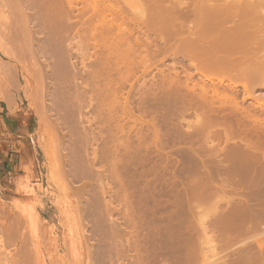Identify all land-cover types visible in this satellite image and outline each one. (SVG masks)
I'll return each mask as SVG.
<instances>
[{"label": "rangeland", "instance_id": "rangeland-1", "mask_svg": "<svg viewBox=\"0 0 264 264\" xmlns=\"http://www.w3.org/2000/svg\"><path fill=\"white\" fill-rule=\"evenodd\" d=\"M58 1L59 5L63 3L64 6H67L66 0ZM155 1L111 0V6L113 4L116 6L113 5L115 7L113 12L116 9V14L112 12L107 16V24L102 23L99 18L97 20L93 11L91 13L90 11L86 12L81 15L82 17H79L80 14L77 9L62 5V8L68 10L64 11V14L70 13V16H63L64 20L67 17L68 21H63L62 18L61 23L68 22L70 27L66 23L65 25L68 28H64V25H62L65 33L63 32L64 34L62 33L61 37L64 39L66 35L67 38H65L68 40H64L68 42L62 44L60 43L63 41L62 39L59 44H66L65 46H69L68 49L71 51L67 49V52L63 53L62 51L65 50L62 49V45H59V52L61 49V52L63 54L67 53L68 57L60 54L56 58V52L52 50L55 53L54 55L53 52H50L51 50H48L52 48H49L48 31L45 30L47 29L46 23L41 16L39 14L38 16L35 15V12L32 13L34 10L30 8L25 0H4V2L2 0L3 3L0 2V13L7 15L9 11L7 16L12 17V22L11 19H9L10 21L7 20L9 17L6 18L10 24L5 23V20L0 18V22H2V19L4 20V23H0L1 26H5L2 27L5 30L4 32L9 33L6 28L13 31V33L11 31V34H5L4 32L3 34L0 28L1 38L6 47L10 42L11 35L14 34L15 30L20 29L17 26L20 27L23 19H31L29 28L32 29L31 33L33 34V40L28 42L27 49L25 47L24 50L27 51L23 50L24 56L21 57L22 60L20 58L18 64L12 59L5 58L0 53V56L5 61L7 60L8 65V67L0 69L1 90L9 93L10 96L12 95L11 97L17 103L14 116L11 117L8 116L10 111L6 108L5 102L0 100V201L2 203L0 213L2 211L6 212V218L0 220V264H136V259L140 254L143 257L145 256V259L150 258L147 259L148 262L153 260L149 264H179L181 262H183L181 264H212L214 261L213 264H236L237 262V264H261L262 262L264 264V256L261 257L263 255L261 252H264V219L260 221L264 217H258L260 226L257 224L254 228L255 219H251L253 214L250 215L255 210L254 215L257 214V211L263 212L264 210V190H257L260 191L257 195L255 193L257 192L256 188L250 184L253 178H256L257 182L263 181L264 151L262 150L264 146L262 145L264 144H251V142H248L251 139L248 134L244 133L245 136L244 134L241 136L236 131H225L226 128H223L224 125L220 123L221 118L226 116L221 114L227 111L225 108H223L225 111L223 109L222 112L220 111L221 113L214 112L216 115L206 106V110L204 107L201 108L197 98L200 92L198 89L201 86L205 84L209 88L214 87L215 90L220 86L218 92L222 90L219 93H227V88L229 89L234 79L215 72L205 71L206 74H204L203 66L199 60H196L198 59L197 50L194 49L193 51L190 47L182 46L185 44L188 36L186 34L188 33L182 32V35V33L177 34L169 30L172 33L169 37H166L169 35L167 33L168 28H165L166 25L163 22V24H159L161 22L153 7ZM214 1L215 6L232 1L240 2L244 5L240 12H250L259 18L261 24H264V0H242L244 4L240 0ZM15 2H20L22 5L25 3L24 6L19 3L20 8L23 7V10H21L24 11L23 13L19 12L25 13L24 15L17 13L14 16L12 14L11 11L13 6L16 5ZM169 2H163V5H161V2L160 5L166 7ZM79 7L81 10L82 5L80 4ZM121 8L122 10H119ZM37 17L39 19L38 25ZM90 17H94V19L91 18L92 27H90L94 29V31L91 29L92 32H95L96 29L97 31L92 33L96 34L95 36L92 35V38L90 37V40H87L84 33L86 28L89 27L87 25H90L86 22V19L89 22ZM113 18L116 21L118 20L117 23L119 24L113 22ZM109 19L113 21L111 22ZM133 20L134 22H130ZM109 22L116 23L111 28L114 32L110 30L111 24ZM12 23L16 25H13L16 29L11 28L13 27ZM99 23L100 25L104 24L105 31H100L103 25L100 26ZM74 24L75 26L78 25L77 29L73 27ZM108 24H110L109 27L106 26ZM122 25L124 29L126 27L125 30L130 36L129 39L127 37L130 42H127L130 45L133 44L132 46L125 42L127 40L125 37L123 38L125 40L121 39ZM117 27L119 28L117 29ZM65 29L70 30V32L68 31L70 34ZM134 29H136L135 32ZM165 29L167 32H165ZM211 30H213V33H211ZM211 30L209 29L205 34L206 37L210 36L209 38L205 37L208 40L210 39V42L211 40L215 42L217 39L226 36L223 31L221 34L218 33L222 29ZM98 31L101 33L100 36ZM104 32L108 35H105ZM129 32L133 34L130 35ZM116 34L118 37L115 36ZM172 34L173 36H171ZM179 37L180 39L186 37V39L183 42L180 40L176 42ZM42 39L46 40V43ZM99 40H103L104 43ZM119 41L124 42L119 45ZM140 45L142 48L144 45L145 47L142 49ZM107 46L108 48H106ZM125 47L131 50L128 51L131 54L128 53V58H126ZM133 50L137 53L135 54ZM195 50L196 54L194 53ZM49 52L52 54L50 55ZM149 53L150 55H148ZM61 55L65 57L63 58ZM132 58L134 62H132ZM147 58L151 59L150 62ZM64 63L65 65H63ZM54 66H58L57 71H55ZM145 67L148 69H145ZM201 68L203 71L200 70ZM91 70L93 71L91 72ZM132 70H136L137 73ZM125 71H128V74ZM139 73L141 74L139 75ZM56 74L57 76H55ZM203 75H206V77ZM59 76L62 79L57 78ZM210 76L211 78L214 77L212 78L214 80L217 78L223 79V82L220 83L218 79L219 83L215 82L213 84L208 79ZM175 79L176 81L178 79V81L175 82ZM167 80L169 82L172 80V82L169 83ZM172 83L175 86L178 85L179 89L174 85L171 86ZM192 84H194V87ZM216 84L221 85L217 86ZM179 85L181 86L179 87ZM57 86L58 89H56ZM188 87L195 89H193L194 91H188ZM242 89V86H239V100L241 97V100L245 98V92ZM195 91H198L197 94ZM32 92H35V97L37 96V110L29 107L26 98V95ZM194 93L197 96L193 95ZM255 95L263 100L264 86L257 88ZM118 98H120L119 102H122V105L118 104ZM191 98L197 104L191 102ZM245 100L244 105L246 108L252 111L255 118L260 117V122H264V108L256 107V102L251 98ZM181 105L183 106L181 107ZM194 105H199V108ZM122 109L126 110L128 115ZM207 112L208 116L206 115ZM122 113H125L126 116ZM209 113L211 117H209ZM199 114L205 116V118L203 116H201L202 118L199 117ZM225 114L229 115L230 113L227 111ZM218 115L220 117L216 119ZM207 118L218 120L214 122H219L220 126L214 123L210 128L208 126L207 128L205 125ZM201 119L204 120H202L204 123L200 126L197 121L200 122ZM198 127L201 131L196 130V128L199 129ZM217 132V137H213ZM234 132L237 136L234 135ZM225 134L230 138H227ZM219 135L220 137H218ZM140 137L142 139L139 143ZM256 161L259 162L256 163ZM256 166L258 169H262V172ZM222 167L226 170L231 168V173L227 170L229 174ZM243 172H246L249 177L242 175L246 174ZM250 176L251 179H249ZM239 177L241 178L239 179ZM262 183L264 186V182ZM221 187L225 189H221ZM215 188L220 190L217 191L220 192L219 195ZM252 188L255 192L252 191ZM234 189L237 191H234ZM224 194L229 197L226 198ZM222 196L226 199L222 200L224 198ZM252 196L255 200H258V198L259 200L255 201ZM249 197L255 204L252 200L250 201ZM242 203L247 207L245 208ZM248 207L253 212L250 213V210L245 211L243 214L242 210H248ZM232 209L235 210L234 213L231 211L230 215L235 221L237 220L236 222L231 217L229 218L230 215H227ZM237 209L239 210L238 213H242L238 214L239 216H233L235 213L237 214ZM221 211L227 215L228 218L226 217L225 221L230 222V226H224L228 223L225 224V221L223 223L226 215ZM221 216L223 218H220ZM219 218L222 219V222L219 220L220 223L217 221L216 224L215 221ZM230 219L232 220L230 221ZM252 220L254 221L252 222ZM246 222L249 223L246 224ZM202 223L203 226H201ZM235 223L239 224L236 225ZM204 225L206 230L203 229V231L207 233L208 230L210 232L209 235L207 234L208 238H205L207 235H202V233H205L201 229V227L204 228ZM206 225L209 229L206 228ZM232 225L236 226L234 229L241 226V229L238 228L237 231H242L237 234V231L231 230V228V232H228L229 229L227 228L232 227ZM252 228L256 231L254 232L253 229L252 232L250 230ZM214 237L219 242L213 240ZM205 239L211 242L206 243ZM135 240L143 244L142 249H138L140 254L131 247V243H135ZM193 243L196 244L197 250H195V246L193 249ZM208 243L212 245L209 246ZM252 244L257 249H254L255 246ZM190 246L191 248H189ZM213 246H215L214 251ZM198 248L199 256H197ZM239 248L248 250L247 254H245V250L242 251L243 254L241 252L240 254L238 252ZM154 250L156 252H153ZM193 250L195 251L193 252ZM236 251L239 256L238 253H235ZM153 254H156L158 258ZM250 257H255L258 260L253 258V261ZM23 258L26 260H23ZM197 258L199 259L197 260ZM164 260L166 261L164 262Z\"/></svg>", "mask_w": 264, "mask_h": 264}, {"label": "bare ground", "instance_id": "bare-ground-1", "mask_svg": "<svg viewBox=\"0 0 264 264\" xmlns=\"http://www.w3.org/2000/svg\"><path fill=\"white\" fill-rule=\"evenodd\" d=\"M10 1V0H9ZM13 1V0H12ZM14 1H19V0H14ZM21 1V0H20ZM22 1H24V0H22ZM67 1V6H64V4L62 3H60L61 5H59L58 3H59V1L58 0H25V2H27L28 3V5L30 6V8L32 9V10H34L32 13H34L35 12V15L37 14V16H38V14L41 16V18L43 19V21L46 23L45 25H46V27H47V29H45L46 31H48L47 33H48V44H49V48L51 47L52 49H48L50 52H56V55H55V53L53 52V54L55 55V58H56V56H60V54H63V53H65V52H67L66 50L69 48V46L67 47V46H65L66 44H64V45H62L64 42L65 43H67L66 42V40H68V39H66L67 38V36L65 35V37H64V39H66V40H64L63 39V37H61V34L64 32L63 30L64 29H62L63 28V26L62 25H64V28H66L67 26H68V24H69V26L68 27H70V23H68V22H65L66 24H67V26L65 25V23L63 24V23H61V19L63 18V21H68V18L66 17V19L64 20V17L65 16H70V13L68 14L67 13V15H65L64 14V11H66L65 10V8H62L61 6L63 5L64 7H70L71 9L73 8V9H77L78 10V12H79V17H82L81 15H83V14H85L86 12H89L90 11V13H91V11H93V13H94V15H95V18L98 20V18L100 19V20H102V23L104 22V24H107L108 22H107V16L109 15V14H112V12H113V10H114V8L116 7L113 3H115V2H113L112 4L115 6H111V4H110V2H111V0L109 1V0H66ZM168 2V1H170L169 2V4L166 6V7H164V6H161V5H163V2ZM214 0H176V1H174V0H156L155 2H154V4L155 5H153V7H154V9L156 10V13H157V17L159 18V21L161 22V23H159L160 25L161 24H165L166 26H165V28H168L167 29V31H166V29H165V32H167L169 35L168 36H166V34H164L166 37H169L170 36V34L172 33V32H174V33H182V32H186V33H188V34H186V35H188L187 36V39H186V37H184V39H186L185 40V44L184 45H182L183 47L184 46H187V47H190L191 49H193V51H194V49H196L197 50V52H198V57L196 56V55H194V56H196L198 59H196V60H199V62L201 63V65L203 66V70H204V74H206L205 73V71L206 72H208L209 71V73H211V72H215V73H217V74H223V75H225L226 77H228V78H230V77H232V79H234V81H232V83H231V85H230V87H229V89L227 88V93H219V92H222V90L221 91H219L218 92V89H219V85H221V84H219V85H217V86H219L218 87V89H216L215 90V88L213 87H211V88H209V87H207V85H203V83H202V85L203 86H201L200 87V89H198V91L200 90V92L198 93V99H199V105H201V108L203 109V107L205 108V106L206 107H208L209 109H210V111H212L213 113L214 112H216L217 114L221 111L222 112V109L223 108H225V110H227L228 111V113H230L229 115H227V114H225L227 111H225L224 109V111L225 112H220L221 114H224V115H226L225 117H223V118H221V121H220V123L221 124H223L222 126H223V128L225 127L226 128V130L225 131H227V130H231V131H236L237 132V134H241V136H242V134H248L249 136H250V140L248 141V142H251V144H258V145H261V144H264V122H260L261 120H259V118L258 117H256L255 118V116H253V113H252V111L251 110H249L248 108H246V106L244 105V101H246L245 99L246 98H251V99H253L254 100V102H256V107L257 106H259L260 108H264V99L262 100V99H260V98H258L256 95H255V92H256V90H257V88H259V87H262V86H264V24H261V21H259V18L258 17H256L254 14L252 15L250 12H248V13H242V12H240V10L244 7V5H242L240 2H230V3H226V4H224L223 3V5L221 4H218V6L216 7L214 4L216 3L215 1V3L213 2ZM234 1H236V0H234ZM240 1H242V0H240ZM0 2H2V0L0 1ZM3 2H4V0H3ZM2 2V3H3ZM60 2H61V0H60ZM63 2V1H62ZM107 2H108V4H110V6H111V9H110V6L109 7H107L108 6V4H107ZM161 2H162V4H161ZM250 2V1H249ZM16 3V2H15ZM20 3V2H19ZM19 3H16V5L15 6H13V8H12V14H14V16H16L17 15V13H20V14H22L24 11H22L23 9V7H21L20 8V5H22L21 3H20V5H19ZM242 3H243V1H242ZM25 4V3H24ZM24 4L22 5V6H24ZM82 5V9L80 10V7H79V5ZM107 4V5H106ZM116 4V3H115ZM161 4V5H160ZM165 4V3H164ZM244 4V3H243ZM116 5H118V4H116ZM166 5V4H165ZM220 5V6H219ZM247 5V4H246ZM245 5V6H246ZM26 6V5H25ZM119 6V5H118ZM248 6V5H247ZM249 7V6H248ZM28 8V7H27ZM149 8V7H148ZM22 9V10H21ZM26 9V8H25ZM24 9V10H25ZM63 9V10H62ZM110 9V10H109ZM124 9V8H123ZM246 9V8H245ZM26 10H28V9H26ZM36 10V11H35ZM70 10V9H69ZM119 10H122V8L121 9H119ZM249 10V9H248ZM3 11V10H2ZM19 11H21V12H19ZM68 11V10H67ZM125 11V10H124ZM149 11V10H148ZM3 12H5V11H3ZM26 12V11H25ZM30 12H31V10H30ZM71 12V11H70ZM73 12V11H72ZM115 14H116V9H115ZM113 12V13H114ZM128 12V11H127ZM247 12V11H246ZM8 13H9V11L7 12V15H8ZM27 13V12H26ZM89 13V14H90ZM118 13V12H117ZM125 13V12H124ZM1 14V13H0ZM5 13H2L1 15H0V18H3L2 19V22L4 21L5 23L7 22L8 23V21L7 20H9V19H11L12 17H10V16H7V15H4ZM11 14V15H12ZM25 14V13H24ZM24 14H22V15H24ZM28 14V13H27ZM119 14V13H118ZM73 15V14H72ZM71 15V16H72ZM123 16H124V14H122ZM133 15V14H132ZM64 16V17H63ZM121 16V15H120ZM119 16V17H120ZM122 16V17H123ZM129 16V15H128ZM7 17H9V18H7ZM84 17V16H83ZM118 17V16H117ZM125 17V16H124ZM6 18H7V20H6ZM23 18V17H22ZM85 18H86V16H85ZM84 18V19H85ZM94 19V17H90V19H89V22L87 21L88 19H86V22L88 23V24H90V25H87V27L88 28H86V31H85V35L84 36H86V38H87V40L89 39L90 40V37L92 36V35H94V34H92V33H95L96 31H97V29H96V31L95 32H92V30L94 31V29H92L91 27V25H92V19ZM110 18V17H109ZM116 18V17H115ZM115 18H113V20L115 19ZM37 19H38V17H37ZM70 19H72V18H70ZM69 19V20H70ZM80 19V18H79ZM131 19V18H130ZM134 19V18H133ZM157 19V18H156ZM32 20H33V18H32ZM77 20V19H76ZM82 20V19H81ZM99 20V21H100ZM112 20V21H113ZM121 20H123V19H121ZM132 20V19H131ZM260 20H261V18H260ZM10 21V20H9ZM30 21H31V19L29 20V19H23V21L21 22V25H20V27L19 26H17L18 28H20L18 31H16L15 30V32H14V34H12L11 35V38H10V42H8V46L6 47V45L3 43V41H2V38H1V35H2V33L5 31V30H3V28L2 27H5L4 25L3 26H1L0 25V28L2 29L1 30V34H0V53L5 57V58H7V59H12L14 62H17V64H18V62H19V60H20V58L21 57H23L24 56V51H27V50H24L25 49V47H26V49H27V47H28V42L29 41H31V40H33V34L31 33V30H30V28H29V25H30ZM71 21V20H70ZM96 21V20H95ZM94 21V22H95ZM109 21H111L110 19H109ZM111 21V22H112ZM118 21V20H117ZM117 21L116 20H114L113 22H116L117 23ZM120 21V20H119ZM124 21V20H123ZM123 21H122V23H123ZM129 21V20H128ZM138 21V20H137ZM2 22H0V23H2ZM3 22V23H4ZM11 22H12V19H11ZM35 22V21H34ZM85 22V23H86ZM130 22H134V20L133 21H130ZM163 22V23H162ZM260 22V23H259ZM38 23H39V19H38V21H37V25H38ZM77 23V22H76ZM110 23V22H109ZM116 23H110V24H108V25H106L107 27H109V25L111 26V27H109L110 28V30H112L113 31V29H111L112 27H113V24H116ZM125 23V22H124ZM8 24H10V22L8 23ZM33 24V23H32ZM104 24H101V25H103L104 26ZM117 24H119V23H117ZM134 24V23H133ZM158 24V23H157ZM14 24L12 23V26H13ZM36 25V24H35ZM36 25V26H37ZM39 25H41V24H39ZM73 25V24H72ZM84 25H86V24H84ZM83 25V26H84ZM99 25H100V23H99ZM100 25V26H101ZM121 25V24H120ZM160 25H158V26H160ZM14 26H16V25H14ZM14 26L13 27H11L12 29H16V27L14 28ZM78 25L76 24V26H75V24H74V26L73 27H75V29H77L76 27H77ZM91 26V27H90ZM103 26L101 27V30L100 31H105L106 29H105V26H104V30L102 29L103 28ZM117 26V25H116ZM123 26V25H122ZM164 26V25H163ZM162 26V27H163ZM9 27V26H8ZM32 27V26H31ZM42 27V26H41ZM67 27V28H68ZM86 27V26H85ZM121 27V26H120ZM130 27H132V26H130ZM162 27L160 28L161 29V31H162ZM10 28V27H9ZM35 28H37V27H35ZM71 28H72V26H71ZM116 28V27H115ZM114 28V29H115ZM119 27H117V29H118ZM122 28V27H121ZM120 28V29H121ZM159 28V27H158ZM44 29V28H43ZM42 29V30H43ZM92 29V30H91ZM98 29H99V27H98ZM125 29H126V27H125ZM124 29V26H123V28L121 29V31H120V33L122 34V38L121 37H119V38H121V39H123L124 37H125V39H127V37H128V39L130 38V36H128V32L126 31ZM163 29H164V27H163ZM209 29L211 30V29H222V30H219L220 32H218L217 30H216V33L218 32V33H220L221 34V32L223 31L224 32V34L226 35V36H223L221 39H217V41H213V40H211V42H210V39L208 40V39H206V38H209L210 36L208 35V37H206L205 36V34L207 33V31H209ZM6 30L7 31H9V33L11 34V31H10V29H8V28H6ZM39 30V29H38ZM40 30H41V28H40ZM39 30V31H40ZM66 30V29H65ZM135 30L136 29H134V32H135ZM172 31V32H170V31ZM45 31V32H46ZM67 32L69 31L70 32V30H66ZM72 31V30H71ZM116 31V30H115ZM129 31V30H128ZM130 31H131V29H130ZM164 31V30H163ZM213 30H211V33H213L212 32ZM68 32V33H69ZM73 32H74V30H73ZM99 32V31H98ZM107 32V31H106ZM106 32H104L105 33V35H108ZM109 32V31H108ZM114 32V31H113ZM112 32V33H113ZM160 32V31H159ZM170 32V33H169ZM5 33V32H4ZM3 33V34H4ZM7 34H9L8 32H6ZM5 33V34H6ZM12 33H13V31H12ZM39 33V32H38ZM65 33V32H64ZM63 33V34H64ZM100 33V32H99ZM99 33H97V34H99ZM110 33V32H109ZM137 33V32H136ZM162 33V32H161ZM164 33V32H163ZM215 33V32H214ZM34 34H36V33H34ZM62 34V35H63ZM70 34V33H69ZM68 34V35H69ZM80 34V33H79ZM103 34V33H102ZM129 34L131 35V34H133L132 32H129ZM139 34V33H138ZM219 34V35H220ZM72 35V34H71ZM96 35V34H95ZM94 35V36H95ZM101 35V33L99 34V36ZM112 35V34H111ZM136 35V34H135ZM182 35H183V33H182ZM217 35V34H216ZM218 35V36H219ZM5 36V35H4ZM82 36V35H81ZM98 36V37H99ZM104 36V35H103ZM102 36V37H103ZM115 36H117L118 37V35L116 34ZM121 36V35H120ZM171 36H173V34L171 35ZM177 36V35H176ZM221 36V35H220ZM104 37H106V36H104ZM132 37V36H131ZM135 37V36H134ZM141 37V36H140ZM174 37H175V35H174ZM206 37V38H205ZM212 37V36H211ZM69 38V37H68ZM78 38V37H77ZM92 38V37H91ZM112 38V37H111ZM115 38V37H114ZM136 38H137V36H136ZM135 38V39H136ZM63 39V41H61L60 43H62V44H59V41L60 40H62ZM97 39H99V38H97ZM103 39V38H102ZM107 39H110V38H107ZM118 39V38H117ZM125 39H123V40H125ZM126 40L125 42H127V41H129V40ZM134 39V38H133ZM184 39L181 37V39H180V37H179V39H177L176 40V42L177 41H181V42H183L184 41ZM43 40V39H42ZM119 40V39H118ZM117 40V41H118ZM137 40V39H136ZM139 40V39H138ZM167 40V39H166ZM170 40V39H169ZM168 40V41H169ZM214 40H215V38H214ZM44 41V40H43ZM100 41V40H99ZM101 41H103V40H101ZM100 41V42H101ZM105 41H106V39H105ZM110 41V40H109ZM108 41V42H109ZM114 41V40H113ZM45 43H46V40L44 41ZM81 42V41H80ZM100 42H99V44H100ZM107 42V41H106ZM121 42L123 43L124 41H119V45L121 44ZM130 42V41H129ZM129 42H127L128 43V45H130V43ZM139 42V41H138ZM103 43H104V41H103ZM112 43H115V42H112ZM77 44V43H76ZM106 44V43H105ZM135 44V43H134ZM138 44V43H137ZM141 44V43H140ZM180 44V43H179ZM63 46V48L62 47H60V48H62L63 50H65V51H62L61 52V49H60V52H59V50H58V46ZM96 45V44H95ZM107 45V44H106ZM106 45H103V46H106ZM123 45V44H122ZM133 45V44H132ZM132 45H130V46H132ZM147 45V44H146ZM176 45H178V44H176ZM176 45H175V47H176ZM82 46V45H81ZM81 46H78V47H81ZM99 46H101V45H99ZM130 46H128L129 48H130ZM170 46V45H169ZM180 46V45H179ZM64 47H66V48H64ZM83 47V46H82ZM123 47V46H122ZM137 47V46H136ZM139 47V46H138ZM140 47H141V45H140ZM144 47H145V45H144ZM143 47V48H144ZM147 47V46H146ZM102 48V47H101ZM106 48H108V46L106 47ZM132 48H134V47H132ZM142 48V47H141ZM142 48V49H143ZM172 48V47H171ZM171 48H170V50H171ZM124 49H126V51L125 52H127L126 54H127V57L126 58H128V53L130 54V52H128V51H131V50H129V49H127L126 47L124 48ZM131 49V48H130ZM137 49V48H136ZM182 50H183V48H181ZM24 50V51H23ZM53 50V51H52ZM78 50V49H77ZM146 50V49H145ZM190 50V49H189ZM196 50H195V54H196ZM46 51V50H45ZM68 51H71V50H69L68 49ZM80 51V50H79ZM89 51V50H88ZM120 51V50H119ZM122 51V50H121ZM134 51V50H133ZM132 51V52H133ZM149 51V50H148ZM188 51V50H187ZM186 51V52H187ZM192 51V52H193ZM43 52H44V50H43ZM49 52V53H50ZM105 52V51H104ZM141 52V51H140ZM190 53H191V51H189ZM19 53V54H18ZM26 53V52H25ZM58 53V54H57ZM69 53V52H68ZM87 53V52H86ZM112 53V52H111ZM134 53H135V51H134ZM137 53V52H136ZM135 53V54H136ZM48 54V53H47ZM52 53H50V55H51ZM70 54V53H69ZM116 54V53H115ZM141 54V53H140ZM63 55H68L67 53L66 54H63ZM63 55H61V57L63 56ZM72 55V54H71ZM70 55V56H71ZM87 55V54H86ZM112 55V54H111ZM117 55V54H116ZM121 55H122V53H121ZM124 55H125V53H124ZM131 55V54H130ZM145 55V54H144ZM148 55H150V53L148 54ZM187 55H189V54H187ZM192 55H193V53H192ZM83 56V55H82ZM88 56V55H87ZM113 56V55H112ZM138 56V55H137ZM65 56H63V58H64ZM68 57V56H67ZM118 57H119V55H118ZM145 57H146V55H145ZM150 57H152V56H150ZM183 57V56H182ZM193 57V56H192ZM54 57H53V59H55ZM60 58V57H59ZM74 58V57H73ZM79 58V57H78ZM81 58V57H80ZM108 58V57H107ZM121 58V57H120ZM131 58V57H130ZM189 58V57H188ZM61 59V58H60ZM133 59V58H132ZM137 59V58H136ZM148 60H149V58H147ZM191 59V58H190ZM193 59V58H192ZM21 60H22V58H21ZM56 60V59H55ZM65 60V59H64ZM124 60V59H123ZM142 61H143V59H141ZM146 60V59H145ZM151 60V59H150ZM150 60H149V62H150ZM195 60V59H194ZM7 61V60H6ZM1 56H0V69H2V68H5V67H8V65H7V62H6ZM63 61V60H62ZM126 61H127V59H126ZM125 61V62H126ZM128 61H130V60H128ZM136 61V63H138L137 62V60H135ZM64 62V61H63ZM67 62V61H66ZM65 62V63H66ZM92 62V61H91ZM108 62V61H107ZM123 62V61H122ZM132 62H134V59H133V61ZM152 62V61H151ZM159 62V61H158ZM157 62V63H158ZM193 62V61H192ZM198 62V61H197ZM60 63H62V62H60ZM65 63L63 64V65H65ZM69 63V62H68ZM98 63V62H97ZM130 63V62H129ZM147 63H148V61H147ZM194 63H195V61H194ZM54 64H56V63H54ZM123 64H126V63H123ZM133 64V63H132ZM141 64V63H140ZM152 64V63H151ZM150 64V65H151ZM22 65V64H21ZM107 65V64H106ZM134 65H135V63H134ZM142 65V64H141ZM149 65V66H150ZM196 65H197V63H196ZM201 65H200V67H201ZM66 66H67V64H66ZM122 66V65H121ZM127 66V65H126ZM136 66V65H135ZM144 66V65H143ZM192 66V65H191ZM16 67V66H15ZM57 67L58 66H54V69L56 68V70L55 71H57L58 69H57ZM93 67V66H92ZM103 67V66H102ZM140 67V66H139ZM158 67V66H157ZM193 67V66H192ZM196 67V66H195ZM17 68V67H16ZM15 68V69H16ZM60 68V67H59ZM100 68H101V66H100ZM136 68H138V67H136ZM135 68V69H136ZM142 68V67H141ZM150 68V67H149ZM60 69H62V68H60ZM66 69V68H65ZM93 69V68H92ZM105 69H106V67H105ZM131 69V68H130ZM144 69V68H143ZM145 69H148V68H146L145 67ZM196 69V68H195ZM17 70V69H16ZM107 70V69H106ZM138 70V69H137ZM139 70H141L140 68H139ZM201 71H203L202 70V68L200 69ZM200 70H199V73H200ZM93 70H91V72H92ZM94 71H96V70H94ZM128 71H130L129 69H128ZM128 71L126 72L127 74H128ZM133 71V70H132ZM160 71H162V70H160ZM173 71V70H172ZM60 72V71H59ZM62 72V71H61ZM89 72V71H88ZM131 72V71H130ZM129 72V73H130ZM133 72H136V70L135 71H133ZM174 72V71H173ZM178 72V71H177ZM58 73V72H57ZM122 73V72H121ZM124 73V72H123ZM125 73V74H126ZM137 73V72H136ZM135 73V74H136ZM172 73V72H171ZM209 73H207V74H209ZM66 74V73H65ZM68 74V73H67ZM94 74V73H93ZM92 74V75H93ZM132 75H133V73H131ZM130 74V75H131ZM141 73H139V75H140ZM191 74V73H190ZM63 75V74H62ZM69 75V74H68ZM68 75H66L67 77H68ZM122 75H124V74H122ZM131 75V76H132ZM146 75H147V72H146ZM169 75V74H168ZM177 75V74H176ZM185 75H186V73H185ZM201 75H202V72H201ZM210 75V74H209ZM212 75V74H211ZM22 76H23V74H22ZM52 76V75H51ZM55 76H57V74L55 75ZM60 76H61V74H60ZM57 77V78H61V77ZM128 76V75H127ZM178 76V75H177ZM203 76H205L206 77V75H203ZM202 76V77H203ZM208 76V75H207ZM224 76V77H225ZM95 77V76H94ZM166 77V76H165ZM171 77V76H170ZM190 77H191V75H190ZM189 77V78H190ZM23 78V77H22ZM56 78V79H57ZM92 78V77H91ZM125 78V77H124ZM137 78H138V76H137ZM176 78V77H175ZM187 78V77H186ZM204 78V77H203ZM212 78H214V77H212ZM211 78V76L208 78L213 84L215 83V82H218L220 79L219 78H217V79H212ZM223 78V77H222ZM62 79V78H61ZM69 79V78H68ZM172 79H174L173 77H172ZM183 79V78H182ZM193 79V78H192ZM219 79V80H218ZM57 80H59V79H57ZM91 80H93V79H91ZM124 80V79H123ZM125 80H126V78H125ZM142 80V79H141ZM186 80V79H185ZM191 80V79H190ZM209 80H207V81H209ZM218 80V81H217ZM223 80V79H222ZM222 80H220L219 82L220 83H222L223 81ZM227 80V79H226ZM20 81V80H19ZM61 81V80H60ZM67 81V80H66ZM140 81V80H139ZM174 81V80H173ZM177 81H178V79H177ZM176 81V79H175V82H177ZM187 81V80H186ZM191 81H193V80H191ZM229 81H230V79H229ZM125 82V81H124ZM143 82V81H142ZM144 82H146V81H144ZM167 82H169V80H167ZM170 82H172V80L170 81ZM169 82V83H170ZM181 82H183L182 80H181ZM188 82V81H187ZM190 82V81H189ZM196 82V81H195ZM199 82V81H198ZM202 82H204V81H202ZM210 82V83H211ZM218 82V83H219ZM61 83H63L62 81H61ZM66 83V82H65ZM120 83V82H119ZM168 83V84H169ZM184 83V82H183ZM186 83V82H185ZM197 83V82H196ZM209 83V82H208ZM92 84V83H91ZM140 84V83H139ZM145 84V83H144ZM187 84V83H186ZM213 84H210V85H212V86H214ZM56 85H57V81H56ZM143 85V84H142ZM142 85H140L141 87H142ZM172 85H174L173 83L171 84V86ZM199 85V84H198ZM200 85H201V82H200ZM209 85V86H210ZM215 85V86H216ZM225 85V84H224ZM228 85V86H229ZM118 86V85H117ZM168 86H170V85H168ZM175 86V85H174ZM173 86V87H174ZM178 86V85H177ZM177 86H175L176 88H178ZM181 85H179V87H180ZM189 86H190V84H189ZM192 86L194 87V84H192ZM196 86V85H195ZM217 86H216V88H217ZM226 86V85H225ZM239 86H242V90H243V92H245V98L244 99H242L241 100V98H240V100H239V98H238V94H239ZM115 87V86H114ZM113 87V88H114ZM193 87H188V91H192L193 89H195V88H193ZM223 87V86H222ZM53 88H56V87H53ZM52 88V89H53ZM62 88V87H61ZM186 89H187V86L185 87ZM199 88V87H198ZM51 89V90H52ZM56 89H58V86H57V88ZM112 89V88H111ZM117 89V88H116ZM173 89V88H172ZM179 89V88H178ZM223 89V88H222ZM229 90V91H228ZM50 91V90H49ZM177 91V90H176ZM180 91H181V89H180ZM194 91V90H193ZM198 91H195L196 92V94H197V92ZM224 91V90H223ZM51 92V91H50ZM93 92H95V91H93ZM124 92V91H123ZM228 92H230V94H228ZM242 92V91H241ZM182 93V92H181ZM180 93V94H181ZM186 93V92H185ZM189 93H191V92H189ZM54 94V93H53ZM59 94V93H58ZM179 94V95H180ZM195 93L193 94V95H195V96H197ZM93 95V94H92ZM182 95V94H181ZM180 95V96H181ZM192 95V96H193ZM12 96V95H11ZM10 96V94L9 93H6L5 91H3V90H1V86H0V100H2L3 102H5V104L7 105V108L9 109V111H11V112H14L15 110H16V105H17V103H16V101H15V99L13 98V97H11ZM53 96V95H52ZM54 96H55V94H54ZM186 96V95H185ZM190 96V95H189ZM194 96V97H195ZM95 97V96H94ZM121 97H124V96H121ZM177 97H179L178 95H177ZM188 97V96H187ZM187 97H186V99H187ZM26 98H27V100H28V102H29V107L31 108V109H36L37 110V96L35 97V92H32L31 94H29V95H26ZM53 98V97H52ZM125 98H127V97H125ZM115 99V98H114ZM119 99L120 98H118L117 100H118V102H119ZM194 99V98H193ZM57 100V99H56ZM60 100V99H59ZM122 100V99H121ZM128 100V99H127ZM180 100H181V98H180ZM92 101V100H91ZM116 101V100H115ZM185 101V100H184ZM195 102L194 100H192V98H191V102ZM117 102V101H116ZM93 103V102H92ZM184 103H187V102H184ZM190 103V102H189ZM196 103V102H195ZM96 104V103H95ZM116 104V103H115ZM114 104V105H115ZM118 104H121L122 105V102L120 103H118ZM117 104V105H118ZM123 104H124V102H123ZM128 104H130V103H128ZM197 104V103H196ZM112 105H113V103H112ZM121 105L119 106V107H121ZM125 105V104H124ZM185 105V104H184ZM193 105V104H192ZM198 105V106H199ZM116 106V105H115ZM183 105H181V107H182ZM191 106V105H190ZM194 106H197V105H194ZM197 106V108H199ZM131 107V106H130ZM187 107H188V105H187ZM124 108V107H123ZM192 108V107H191ZM195 109V108H194ZM194 109H193V111H194ZM221 109V110H220ZM123 110V109H122ZM130 110H131V108H130ZM188 110V109H187ZM197 110V109H196ZM205 110H206V108H205ZM204 110V111H205ZM125 113L127 112L126 110H123ZM189 111H190V109H189ZM199 111V110H198ZM120 112H121V109H120ZM195 112H197V111H195ZM201 112V111H200ZM211 112V113H212ZM117 113V112H116ZM124 113V114H125ZM186 113V112H185ZM199 113V112H198ZM204 113V112H203ZM123 113H122V115H124ZM215 114V113H214ZM121 115V114H120ZM119 115V116H120ZM121 115V116H122ZM126 115H128L127 113H126ZM126 115H124V116H126ZM200 115V116H199ZM198 116L199 117H201V116H203V115H201V114H199ZM207 116H208V112H207V114H206ZM216 115V114H215ZM215 115H213V116H215ZM197 116V117H198ZM206 116V117H207ZM142 117V116H141ZM196 117V116H195ZM204 118H205V116H203ZM209 117H211L210 116V113H209ZM216 117V116H215ZM220 117V115H218V117L216 118V119H218ZM121 118V117H120ZM123 118V117H122ZM202 118V117H201ZM258 118V119H257ZM215 119V120H216ZM203 119H201V121H202ZM215 120H213V118H207V121L205 122V125H206V127L208 126L209 128H210V126H212V125H214V121ZM263 120V119H262ZM200 121V122H201ZM204 121V120H203ZM202 121V123H200L199 121H197L199 124H200V126L201 125H203V122ZM216 121H218V120H216ZM217 123V122H216ZM215 123V125H217V124H219V126H220V123L218 122L217 124ZM137 124V123H136ZM198 126V125H197ZM150 127V126H149ZM205 126H204V128H206ZM207 127V128H208ZM199 128V127H198ZM201 128H203V127H201ZM223 128H221V129H223ZM140 129V128H139ZM143 129V128H142ZM255 131H254V130ZM148 130H150V129H148ZM196 130H200L201 131V129L199 128V129H197L196 128ZM211 130H213V129H211ZM207 131V130H206ZM224 131V130H223ZM222 131V132H223ZM209 132V131H208ZM208 132L206 133L207 135H208ZM215 132V131H214ZM230 132V131H229ZM236 132H234L233 134L234 135H236ZM138 133V132H137ZM140 133H141V131H140ZM200 133H202V132H200ZM101 134V133H100ZM218 134V132L217 133H215V136H213V137H217L216 135ZM245 134H244V136H245ZM138 135H139V133H138ZM143 135V134H142ZM141 135V136H142ZM145 135V134H144ZM212 135V134H211ZM210 135V136H211ZM221 135V134H220ZM220 135L218 136V137H220ZM232 135V134H231ZM233 135V136H234ZM136 136H137V134H136ZM224 136V135H223ZM222 136V137H223ZM225 136L227 137V138H230V137H228L226 134H225ZM237 136V135H236ZM139 137V136H138ZM137 137V138H138ZM232 137V136H231ZM144 138V137H143ZM225 138V137H224ZM226 138V139H227ZM245 138V137H244ZM249 138V137H248ZM35 139V138H34ZM140 139V140H139ZM138 140V142L140 143V141H141V137L139 138ZM145 139V138H144ZM207 140H209V139H207ZM232 140V139H231ZM240 140H241V138H240ZM243 140V139H242ZM248 140V139H247ZM229 141H230V139H229ZM143 143H145V142H143ZM260 143V144H259ZM141 144H142V142H141ZM250 145V144H249ZM253 146H255V145H253ZM262 146H264V145H262ZM261 146V147H262ZM247 147H248V145H247ZM252 147V146H251ZM128 148V147H127ZM255 148V147H254ZM264 148V147H263ZM251 149V148H250ZM259 149H260V147H259ZM256 150V149H255ZM254 150V151H255ZM258 150V149H257ZM256 150V151H257ZM262 150V149H261ZM250 151V150H249ZM253 151V152H254ZM255 151V152H256ZM262 151H264V149L262 150ZM261 151V153H262V155H263V152ZM252 152V153H253ZM251 153V154H252ZM258 153V152H257ZM230 154V153H229ZM244 154V153H243ZM249 154V153H248ZM250 154V155H251ZM254 154H256V153H254ZM261 155V156H262ZM234 156V155H233ZM258 156V155H257ZM259 156H260V154H259ZM264 156V155H263ZM251 158H253V157H251ZM259 158V157H258ZM262 158V157H261ZM260 158V159H261ZM231 160V159H230ZM254 160V159H253ZM260 161V160H259ZM259 161H256V163L257 162H259ZM231 162V161H230ZM254 162H255V160H254ZM232 163V162H231ZM233 164H235V163H233ZM229 167H232V166H229ZM239 167V166H238ZM255 167V166H254ZM254 167H252V168H254ZM223 168V167H222ZM221 168V169H222ZM256 168H257V166H256ZM255 168V169H256ZM262 168V167H261ZM220 169V170H221ZM224 170H226L225 168H223ZM230 169L231 168H229V172H230ZM254 169V170H255ZM258 169V168H257ZM263 169H264V167H263ZM226 170V172H228ZM233 170V169H232ZM235 170V169H234ZM237 170V169H236ZM247 170H249V169H247ZM258 170H260V169H258ZM262 170V169H261ZM260 170V171H261ZM246 171V170H245ZM250 171V170H249ZM228 172V173H229ZM240 172V171H239ZM238 172V173H239ZM251 172V171H250ZM250 172H249V174H250ZM262 172V171H261ZM260 172V173H261ZM231 173V172H230ZM229 173V174H230ZM236 173H237V171H236ZM243 173H246V172H243ZM253 173H255V172H253ZM257 173V172H256ZM227 174V173H226ZM262 174V173H261ZM260 174V176H262ZM236 175V174H235ZM238 175V174H237ZM240 175V174H239ZM242 175H247L248 176V174L246 173V174H242ZM242 175H241V177H242ZM231 176H232V174H231ZM246 176V177H247ZM237 178H238V176H236ZM241 177H239V179L241 178ZM249 177V176H248ZM243 178H244V176H243ZM242 178V180H244ZM258 178V177H257ZM249 179H251V176H250V178ZM261 179V178H260ZM263 179V181L262 182H264V178H262ZM241 180V181H242ZM252 180V181H251ZM250 181H251V183L250 184H252V186L254 187V188H256V191L257 190H264V186H263V183L261 182V181H259V182H257V180H256V178H253V179H251ZM234 181H235V179H234ZM247 183H248V180L246 181ZM243 183V182H242ZM219 186V185H218ZM263 186V187H262ZM211 187V186H210ZM246 187V186H245ZM247 187H249V186H247ZM251 187V186H250ZM212 188V187H211ZM222 188H224V187H221V189ZM243 189H244V187H242ZM257 188H260V189H257ZM262 188V189H261ZM210 189V188H209ZM212 189H214V188H212ZM225 189V188H224ZM251 189V188H250ZM215 190H216V192L217 191H220V190H217L216 188H215ZM231 190V189H230ZM233 190V189H232ZM249 190V189H248ZM234 191H237V190H235L234 189ZM252 191L253 192H255L254 190H253V188H252ZM227 192H229V191H227ZM246 192V191H245ZM260 191H257V192H255V193H257V195H258V193H259ZM207 193H209V192H207ZM211 193V192H210ZM212 193H213V191H212ZM218 193V195L220 194V192H217ZM216 193V194H217ZM230 193V192H229ZM242 193V192H241ZM201 194V193H200ZM199 194V195H200ZM231 194H234V195H236L235 193H231ZM243 194V193H242ZM250 195H251V193H249ZM192 195V194H191ZM218 195H216V196H218ZM221 195H223V194H221ZM221 195H220V199H221ZM227 195H228V193H227ZM227 195L225 196V194H224V196L226 197V198H228L227 197ZM255 195V194H254ZM194 196V195H193ZM196 196H198V195H196ZM211 196H212V194H211ZM224 196H222V197H224ZM232 196V195H231ZM230 196V197H231ZM240 196V195H239ZM199 197V196H198ZM208 197H210V195H208ZM222 198V200H225L226 198ZM258 197V196H257ZM197 198V197H196ZM250 198V197H249ZM263 198H264V195H263ZM231 199V198H230ZM252 199H254V197L252 196ZM251 198H250V201L252 200ZM232 200H234V199H232ZM255 200V199H254ZM257 200V199H256ZM255 200V201H256ZM258 200H259V198H258ZM257 200V201H258ZM262 200V199H261ZM248 201V200H247ZM253 201V200H252ZM222 202V201H221ZM227 202V201H226ZM229 202H230V200H229ZM232 202V201H231ZM241 202V201H240ZM254 202V201H253ZM263 202V201H262ZM223 203H225V201H223ZM257 203V202H256ZM233 204V203H232ZM235 204V203H234ZM254 204H255V202H254ZM1 205H2V203H1V201H0V208H1ZM236 205V204H235ZM242 205L244 206L245 204L244 203H242ZM247 205V204H246ZM257 205V204H256ZM263 205V204H262ZM228 206V205H227ZM238 207V206H237ZM245 207V206H244ZM247 207V206H246ZM245 207V208H246ZM263 207V206H262ZM244 208V209H245ZM250 208H252V207H250ZM256 208V207H255ZM264 208V207H263ZM239 209V208H238ZM236 210V212H237V214L235 213L233 216H237L238 214H241L240 212L238 213V211L239 210ZM241 209H242V207H241ZM248 210H242L243 211V214H244V212L245 211H250V213L251 212H253L252 211V209H250L249 210V207L247 208ZM257 209V208H256ZM235 209H232V210H230L228 213H227V215H230V212L232 211V213H234L233 211H234ZM255 210V209H254ZM256 211V210H255ZM254 211V212H255ZM222 213H223V211H221ZM254 212L253 213H249L250 215H252L251 216V219H255V223L253 224L254 226V228H255V226H257V224H258V226H260V221H262L264 218H262V219H260V221H259V219H258V217H264V210H263V212H259V211H257L256 213L257 214H255L254 215ZM224 215H226L225 213H223ZM223 214H221V215H223ZM242 214V215H243ZM219 216H220V214H218ZM227 215L225 216V218H224V220H223V223H224V221H225V219H226V217H227ZM6 216V212L5 211H2L1 213H0V220H2L3 218H6L5 217ZM218 216V217H219ZM239 216V215H238ZM245 216V215H244ZM217 217V218H218ZM231 217V215L229 216V218ZM220 218H223V216H221ZM220 218L218 219V220H216L215 222H216V224H217V221H218V223H220V222H222L221 220H220ZM228 218V217H227ZM232 218V217H231ZM239 218V217H238ZM232 219H234V218H232ZM232 219H230V221L232 220ZM246 219V218H245ZM219 220H220V222H219ZM228 220V219H227ZM239 220H240V218H239ZM238 220V221H239ZM243 220V219H242ZM247 220H250V219H248L247 218ZM229 221V220H228ZM234 221H235V219H234ZM237 221V220H236ZM235 221V222H236ZM244 221V220H243ZM243 221L241 222L242 224H243ZM251 221V220H250ZM254 220H252V222H253ZM205 223V222H204ZM222 223V224H223ZM226 223H228L227 225H224V226H228L229 225V223L230 222H226L225 221V224ZM232 223V222H231ZM247 223H249V222H246V224ZM233 224H234V222H233ZM236 225H238L237 223H235ZM218 225H220V224H218ZM250 225V224H249ZM248 225V226H249ZM201 226H203V223L201 224ZM207 226V225H206ZM230 226V225H229ZM236 227V226H235ZM233 225H232V227H228L227 229H229V230H227L225 227V229L228 231V232H231L230 231V229L231 230H233L234 228H235ZM241 226H239V227H237V229L238 228H240ZM264 227V226H263ZM180 228H182L181 226H180ZM206 228H208V226L206 227ZM251 228V227H250ZM254 228H252V229H250L252 232H253V229ZM262 228V227H261ZM184 229V228H183ZM201 229H202V232H205V233H202V235H209V233L210 232H208V230H207V233H206V231H203V229L204 230H206L205 229V225H204V228L203 227H201ZM209 229V228H208ZM237 229H234L235 231H237ZM241 229V228H240ZM4 230V229H3ZM182 230V229H181ZM263 230V229H262ZM210 231V230H209ZM239 231H242V230H239ZM239 231H237V234L239 233ZM249 231V230H248ZM256 231V229H254V232ZM264 232V231H263ZM234 233H236V232H234ZM186 234V233H185ZM224 234V233H223ZM231 234V233H230ZM236 234V235H237ZM204 235V236H205ZM208 235H207V237L205 236V238H208ZM214 235V234H213ZM235 235V236H236ZM186 236V235H185ZM184 236V237H185ZM137 237H139V236H137ZM182 237V236H181ZM187 237V236H186ZM185 237V238H186ZM203 237V236H202ZM224 238H225V236H223ZM184 238V239H185ZM216 237H214V239L213 240H217L218 241V239H215ZM183 239V240H184ZM206 240V243L207 242H211L210 240L209 241H207L208 239H205ZM204 240V241H205ZM129 241H131V240H129ZM141 241V240H140ZM194 241V240H193ZM202 241V240H201ZM217 241H215V242H217ZM190 242V241H189ZM198 242V241H197ZM219 242V241H218ZM206 243H204L205 245H206ZM252 243H254V242H252ZM129 244V243H128ZM133 244V245H132ZM180 244V243H179ZM181 244H183V243H181ZM187 244V243H186ZM194 245H192L193 246V249H194V246L196 245L195 243H193ZM198 244V243H197ZM203 244V243H202ZM218 244V243H217ZM220 244V243H219ZM224 244V243H223ZM142 245L143 244H141L139 241H137V240H135V243H131V247H133L137 252L140 250V249H142ZM208 245L210 246V245H212V244H210V243H208ZM252 245H254V244H252ZM204 246V245H203ZM250 246H251V244H250ZM255 246V245H254ZM253 246V247H254ZM261 246H262V244H261ZM264 246V245H263ZM130 247V246H129ZM196 247L197 246H195V250H197L196 249ZM207 247V246H206ZM214 247L215 246H213V251H214ZM252 247V248H253ZM186 248V247H185ZM189 248H191V246L189 247ZM188 248V249H189ZM199 248L201 249V247L199 246ZM199 248H198V251H197V253L199 252ZM139 249V250H138ZM211 249V250H212ZM216 249V248H215ZM245 249H246V247H245ZM244 248H243V250H245ZM254 249H257L256 248V246L254 247ZM261 249V248H260ZM192 250V249H191ZM195 250H193V252L195 251ZM218 250V249H217ZM243 250H241L240 248H239V253L241 252L242 254H243ZM263 250H264V248H263ZM262 250V251H263ZM261 251V250H260ZM151 252V251H150ZM153 252H156L155 250L153 251ZM207 252V251H206ZM209 252V251H208ZM237 251L235 252V253H238ZM245 254H247V252H248V250H245ZM200 253V252H199ZM199 253L197 254V256H199ZM203 253V252H202ZM215 253H216V251H215ZM219 253H221V252H219ZM239 253H238V256H239ZM240 253V254H241ZM250 253V252H249ZM248 253V254H249ZM261 253H263V255H261V254H259V255H261V257L263 258V256H264V252H261ZM138 254H140V252H138ZM158 254V253H157ZM187 254V253H186ZM212 254V253H211ZM151 255V254H150ZM153 255H156V254H153ZM203 256H204V253L202 254ZM201 255V256H202ZM208 255V254H207ZM210 255V254H209ZM236 255V254H235ZM253 255V254H252ZM257 255V254H256ZM184 256V255H183ZM194 256H195V254H194ZM196 256V257H197ZM241 256V255H240ZM258 256V255H257ZM256 256V257H257ZM145 257V256H144ZM143 256H142V254H140L138 257H137V259H136V264H149V262L150 263H152L151 261H153V260H151V261H149L148 262V260L147 259H150V258H147V259H145ZM156 257L158 258V256L156 255ZM25 258V257H24ZM23 258V260H26V259H24ZM153 258V257H152ZM156 258V259H157ZM211 258V257H210ZM215 258V257H214ZM218 258V257H217ZM253 258H255V257H250V259H252L253 260ZM185 259H187V258H185ZM190 259V258H189ZM192 259V258H191ZM190 259V260H191ZM199 258H197V260H198ZM219 259H220V257H219ZM245 259V258H244ZM257 258H255V260H256ZM264 259V258H263ZM167 260V259H166ZM166 260H164V262L166 261ZM188 260V259H187ZM196 260V259H195ZM196 260V262H198ZM212 260H213V258H212ZM217 260V259H216ZM223 260V259H222ZM242 260H243V256H242ZM258 260V259H257ZM260 260H262V259H260ZM18 261H20V260H18ZM159 261V260H158ZM239 261V260H238ZM254 261V260H253ZM135 262V261H134ZM156 262V260L154 261V263ZM192 262V261H191ZM212 262V261H211ZM215 262V261H214ZM214 262H212V264L214 263ZM218 262V261H217ZM256 262V261H255ZM21 263H22V261H21ZM24 263V262H23ZM160 263H161V261H160ZM181 263H183V262H181ZM181 263H179V264H181ZM209 263V262H208ZM221 263V262H220ZM233 263H235V262H233ZM238 263V262H237ZM236 263V264H237ZM242 263H243V261H242ZM261 263V262H260ZM263 263V262H262ZM261 263V264H262ZM157 264V263H156ZM162 264V263H161ZM190 264V263H189ZM211 264V263H210ZM222 264V263H221ZM259 264V263H258Z\"/></svg>", "mask_w": 264, "mask_h": 264}, {"label": "crops", "instance_id": "crops-1", "mask_svg": "<svg viewBox=\"0 0 264 264\" xmlns=\"http://www.w3.org/2000/svg\"><path fill=\"white\" fill-rule=\"evenodd\" d=\"M7 106V105H6ZM7 108V107H6ZM8 110V109H7ZM8 116H11V117H13L14 116V112H9V115Z\"/></svg>", "mask_w": 264, "mask_h": 264}]
</instances>
